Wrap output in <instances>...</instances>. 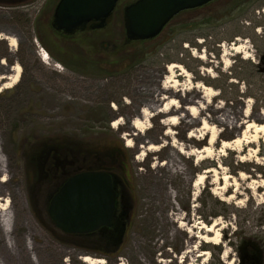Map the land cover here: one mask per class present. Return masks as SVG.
Instances as JSON below:
<instances>
[{
	"label": "rangeland",
	"instance_id": "obj_1",
	"mask_svg": "<svg viewBox=\"0 0 264 264\" xmlns=\"http://www.w3.org/2000/svg\"><path fill=\"white\" fill-rule=\"evenodd\" d=\"M58 1L33 0L17 9L0 2V74L12 75L15 65L22 69L18 83L0 93V152L6 161L2 167L0 159V172L7 177L0 180V198L9 199L14 216L10 237L0 227V264H85L82 256L104 264H240L243 246L261 257L252 245L264 256V188L257 195L249 188L255 181L264 182V134L253 143L255 134L249 130L250 143H244L242 151L234 146L225 153L220 148L222 141L246 131L244 122L264 113V0H217L174 19L156 39L142 42H130L124 28L123 10L135 0L120 2L108 29L71 38L51 27ZM7 35L17 39L16 48L5 40ZM235 46H242L250 58L235 54ZM43 51L49 54V64L39 55ZM81 51L92 56L89 67L77 63ZM226 58L230 67L225 66ZM170 64L183 66L191 78L177 69L173 76L179 85L174 86ZM200 83L213 88L216 97L207 102L203 90L195 89ZM170 98L178 101L181 111L192 105L187 99L197 101L193 105L201 106L198 118L181 112L179 124L169 125V116L177 114L158 110ZM152 104L150 119L145 120L149 129L141 136L131 122ZM120 119L122 126L113 128ZM203 119L216 130L218 144L209 159L199 161L192 152L207 145V136L198 140ZM168 130L171 135H166ZM132 132L137 135L129 148L127 134ZM191 133L197 137L189 138ZM146 139L159 150L140 158ZM57 144L79 151L88 165L99 152L124 149L115 156L123 165L115 159L103 161L115 173L118 205L124 202L126 209V216L121 210L115 215L111 231L65 237L43 208L34 210L30 153ZM219 167L221 177L229 174L239 180L242 172L247 176L239 180L233 202L214 194L213 174L199 191L194 188L199 174ZM216 219L223 224L220 244L201 242L198 236L204 231L199 224ZM203 252L208 256H200Z\"/></svg>",
	"mask_w": 264,
	"mask_h": 264
},
{
	"label": "water",
	"instance_id": "obj_2",
	"mask_svg": "<svg viewBox=\"0 0 264 264\" xmlns=\"http://www.w3.org/2000/svg\"><path fill=\"white\" fill-rule=\"evenodd\" d=\"M119 0H60L52 28L73 35L91 22L102 29ZM217 0H137L124 10V27L130 42L156 39L180 13L203 8ZM117 208L114 177L103 171H86L70 178L54 195L49 216L70 235H89L113 226Z\"/></svg>",
	"mask_w": 264,
	"mask_h": 264
},
{
	"label": "bare ground",
	"instance_id": "obj_3",
	"mask_svg": "<svg viewBox=\"0 0 264 264\" xmlns=\"http://www.w3.org/2000/svg\"><path fill=\"white\" fill-rule=\"evenodd\" d=\"M3 36L2 34L0 35V37ZM5 40H8L10 42L11 47L16 48L18 41L14 36H5L4 37ZM233 52H235V54L239 55V54H244V58L245 59H249L250 55L249 53L245 52L242 46H235L233 47ZM200 59L205 61L206 60V56L205 55H201ZM42 61L45 64H49L50 62V57L48 56H44L42 58ZM3 65L5 64L4 61L1 62ZM225 66L226 67H230V60L228 58L225 59ZM56 68H60L59 65H55ZM179 69L182 73L181 75H184L185 77L191 78L190 73L181 65L178 64H170L167 67V70L169 73L172 74L171 77V83L174 84V86L179 85L178 80L173 76L175 74V71ZM10 71L12 72V75H2L0 74V93L11 89L12 87H14L21 76V66L20 65H15L14 67H11ZM210 74L211 71H210ZM174 80H173V79ZM171 87V88H174ZM200 88L203 90V94H205V97L207 98V102H209V100L213 99L216 97L217 93L216 91L209 87L206 86L204 84H198L195 86V89ZM166 87L163 88V92L166 91ZM168 92H166L165 94H167ZM171 96H176L175 94H172ZM204 99V98H203ZM155 101L157 102V99H155ZM155 102V103H156ZM185 103L188 104H192L189 107H184L183 110L181 111L180 109H178L179 103L178 101H176L175 98H170V101L164 105L162 107V109H159V113L162 115H171L172 112L176 113V116H169L167 123L171 126H177L179 124V122L183 119V115L180 114L181 112L183 113H187L189 114L193 119H197L198 115H199V111L201 109V106H196L193 104L197 105L199 104L197 101L193 100V99H187V101ZM250 103V101H249ZM155 107V105H149L148 107L144 108L141 111V114L139 115L138 118H136L133 122H131V126L133 129H135L139 135L143 136L146 131L149 129V124L146 123V121L148 122L150 119V111ZM245 118H249L248 117V112L245 113L244 115ZM146 120V121H145ZM215 121L221 124L225 123V120L223 118H215ZM258 122H264V113H261L260 116H255L254 121L253 122H244V124L246 123L247 129L245 132L241 133L237 138L231 140V141H222L221 142V150L223 152H227L228 150H232V147H237L238 150L242 151L243 147H244V143H250V138L248 136V131L251 130V132L255 135H253L252 137L253 139V143H256L259 139H260V135L264 134V124H259ZM202 130L201 133L203 135H199V139L200 142H202L204 139H206L207 136V145H205L204 147H202L201 149H196L194 152H192V155H198V159L199 161H203L206 159H209L214 153H215V146L218 144V138H217V132L214 128L210 127V123L207 121V119H203L202 120ZM113 128L117 129L119 127L122 126V121L117 120L113 123ZM172 134V130H168L166 135H171ZM128 135V139H127V146L129 148H132L134 146V140L135 137L137 135V133H130L127 134ZM197 136L194 133H191L189 135V138L194 139ZM141 155L140 158H143L147 152H155L159 150V147L150 143L149 140H145L144 144L141 145ZM0 151H1V145H0ZM0 159L2 161V167H5L6 165V161H5V157L3 155L2 152H0ZM221 167L217 168V169H208L206 171H204L203 173L199 174L195 180L194 183V188L196 191H199L202 186L204 185L208 175L213 174V183L215 185H217L214 194L218 197L221 198L222 201L225 202H233L237 195L239 194V180H245L247 178L245 173H241L239 175V180L238 179H234L231 175L229 174H224L222 177L219 173L218 170H220ZM4 172L6 171L5 168L2 169ZM3 179H1V182H5L6 181V176L3 174ZM258 183L255 181L253 182V184L250 185V189L255 190V193L257 195V193L259 192L260 188H264V182H262L261 185H257ZM232 186L234 187V190H232ZM229 193V194H228ZM196 196H198L196 194ZM0 227L3 229L5 235L7 237H10V235L12 234L13 231V225H14V216H13V212L11 211V208H9V199H4V198H0ZM223 224L219 219H216L211 225H206V224H199V228L200 230L204 231V234H202L201 236H198L199 239L201 240V242L205 243V244H213V245H219L222 239V229H220V227H222ZM208 234H211V236H209ZM27 248L30 250V244L29 241L27 239ZM193 250H195V248L191 247ZM200 256L203 257H207L208 253L207 252H203ZM225 257H227V253L225 255ZM32 261L35 262L36 259L34 257H32ZM81 260L85 263V264H104L103 260H99V259H94L90 256H82Z\"/></svg>",
	"mask_w": 264,
	"mask_h": 264
},
{
	"label": "flooded vegetation",
	"instance_id": "obj_4",
	"mask_svg": "<svg viewBox=\"0 0 264 264\" xmlns=\"http://www.w3.org/2000/svg\"><path fill=\"white\" fill-rule=\"evenodd\" d=\"M30 1H33V0H0L1 3L9 2L10 5L12 4L14 6V9H17L18 7H21V6H23V4L30 2ZM47 1H49V0H45V2H47ZM121 1L122 0L118 1L112 17L110 18V20L108 21L106 26L102 29H92L93 26L97 25L96 22H91L90 24H88V26L84 30H78L73 35H67V34H64L63 32H57L53 28L52 29L56 33L66 37V38H71L77 34L86 35L87 33H90V32H98L100 30L108 29L111 21L114 19V16H115L116 12L118 11V7H119V4ZM135 1H137V0H135ZM59 2H60V0L58 1V3ZM134 2H132V3H134ZM58 3H57V5H58ZM205 7H207V6H205ZM125 8H124V10H125ZM200 9H202V8H200ZM41 11L42 10H40V12ZM192 11H195V10L182 12L178 16H176L174 19L179 18L180 16H183L189 12H192ZM54 12H55V9L53 11L52 18H51V27H52ZM123 18H124V12H123ZM79 54L84 56L83 58L77 59L79 61L80 65L90 64L93 61V59L90 58V57H92L89 55L90 53L88 54V52H82L81 51ZM85 55H87V56L85 57ZM62 63L64 64V62H62ZM263 64H264V59H263ZM44 152L45 151L43 150V151H41L37 154H34V155L32 153H30L31 154L29 156L30 160L28 161L29 166H30L29 170H30V173L32 174V177H33L31 179L32 184L30 186V191H31L32 203H33L34 210L37 211L38 208H40V207L43 208L46 212L47 220H49L56 227L55 223L53 222V220L49 216V205H50V202H51L52 198L54 197V195L60 190V188L70 178H72L73 176L78 175L82 172H86V171H103V172H107V173L111 174L113 177H115V173L111 172V170L109 169V167H108L109 163L108 162H106V166H105V164H103L104 158L105 159L108 158L107 155H105V154L95 155L96 161H93V162L91 161L92 164L88 165V163H90V161L88 159L87 160L86 159H80L78 155H80L81 153L79 151H76V150L67 149L66 144H64V145L63 144L62 145L57 144V145H52L48 148L46 147V152L45 153ZM82 160H84V161L82 162ZM2 175L3 174L0 172V180L2 178L1 177ZM116 178H117V176H116ZM118 181H119L120 185L122 187H124V181L123 180H118ZM124 207H125L124 202H123V205L121 207L118 205V195H117L116 214H119L120 210H121V214H123L122 216H126V215H124L126 213V209H124ZM112 227L109 228L108 230L111 231ZM56 229L61 235L65 236V237L81 238V237L88 236V235H70V234H66V233L62 232L57 227H56ZM103 230H105V229L99 230L97 232H100ZM97 232H95V233H97ZM252 247L255 250H258V253H260L261 257H259L256 253H251V250L248 247L243 246L242 248L239 249L240 264H263V257H264L263 251L260 250V248H258L255 245H252Z\"/></svg>",
	"mask_w": 264,
	"mask_h": 264
},
{
	"label": "trees",
	"instance_id": "obj_5",
	"mask_svg": "<svg viewBox=\"0 0 264 264\" xmlns=\"http://www.w3.org/2000/svg\"><path fill=\"white\" fill-rule=\"evenodd\" d=\"M211 4H213V3H211ZM211 4L207 5L206 8H208ZM189 27L193 29V28L196 27V25H195V24H192V25L189 24ZM83 57H84V56L79 55V59H80V58H83ZM60 62H63V61H60ZM77 63L79 64V61H78V60H77ZM96 63H97V62H96ZM98 63H99V62H98ZM64 64L66 65L65 62H64ZM67 65H68V64H67ZM67 65H66V66H67ZM71 65H74V64H71ZM71 65H68V66L71 67ZM89 65H90V64L81 65V66L89 67ZM91 65H92V67L94 66L93 64H91ZM95 65H96V67H97V66H99L100 64H95ZM99 67L101 68L102 66L100 65ZM123 152H124V149H122V148H120V147H116L115 150L113 149V150H108V151H106V152H99V154H97V155H103V154H105V155H107L108 158H110V159H115L114 162H117L118 164L123 165V164H124L123 161H122L121 159H118V158L115 157V156H117V155H121ZM122 163H123V164H122ZM108 167L110 168L111 165L108 166ZM112 169H113V168H112Z\"/></svg>",
	"mask_w": 264,
	"mask_h": 264
}]
</instances>
